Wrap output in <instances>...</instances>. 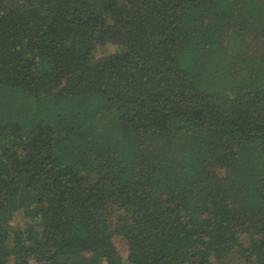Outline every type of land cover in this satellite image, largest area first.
<instances>
[{
    "label": "trees",
    "instance_id": "1",
    "mask_svg": "<svg viewBox=\"0 0 264 264\" xmlns=\"http://www.w3.org/2000/svg\"><path fill=\"white\" fill-rule=\"evenodd\" d=\"M252 1L0 0V264H264V83L174 58Z\"/></svg>",
    "mask_w": 264,
    "mask_h": 264
},
{
    "label": "rangeland",
    "instance_id": "2",
    "mask_svg": "<svg viewBox=\"0 0 264 264\" xmlns=\"http://www.w3.org/2000/svg\"><path fill=\"white\" fill-rule=\"evenodd\" d=\"M255 1L257 3H254ZM212 4L216 5L215 2H212ZM251 9L256 10V15L258 13L259 15L264 16V0H253L250 5L237 3L233 7H229L227 9L228 13H225L230 17V19L225 24H222L219 20H212L209 15L210 7L207 4L201 3L199 5H193V7L189 9L187 16L197 17L196 23L200 22L204 25V27L200 30L195 28L194 30H190L185 33L183 40L174 49V58L176 60H180V58L184 56L189 49H191V52L187 57V59L189 58L191 60H189L188 63H191L192 65L194 62V66L197 71L210 65L211 63H213L212 66L214 67V60L217 63L215 66L216 68L217 65H222L221 55L217 54H219L221 49L225 47L226 50L231 53L232 57L223 56L222 58H228L226 60L228 63L231 62V59L233 58L236 64L233 65L232 68H234V70L238 73L235 77L234 75H231L232 77L227 78V80H232V83L236 85L239 82H244L246 78L252 77L264 83V40L263 42L257 41V38L250 35V32H246L245 38H247L249 42L244 46V51L239 54L238 49L240 41L237 40L234 35L235 32L239 30L237 27L239 18L244 16V14L249 15V11ZM245 11L246 13H244ZM225 13L223 15H225ZM211 82L217 83L216 80ZM59 94L62 95H60L58 100H54V103L57 102L64 108L68 109L74 107L75 105L80 106L83 103L80 102L78 97H72L65 92H60ZM42 112L50 113L52 111L49 108L43 107ZM98 118L97 123L98 125H102V127H106V125H111L116 122V119H114L112 115L108 114H104L102 117L98 116ZM130 135L133 134L130 133ZM159 138L161 139L159 143H162L164 140L161 137ZM251 176L253 177V180H258L261 178L262 174L258 171H254L251 173ZM256 189L259 190L261 187H256ZM119 226L120 225L118 224L111 228L113 231H119ZM114 243L119 251H126V241L122 240L120 236H114Z\"/></svg>",
    "mask_w": 264,
    "mask_h": 264
}]
</instances>
